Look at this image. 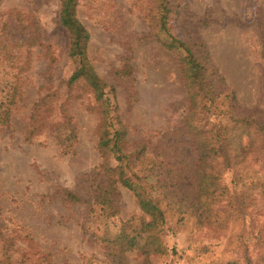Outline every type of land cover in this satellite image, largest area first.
I'll use <instances>...</instances> for the list:
<instances>
[{
  "label": "rangeland",
  "instance_id": "374dc122",
  "mask_svg": "<svg viewBox=\"0 0 264 264\" xmlns=\"http://www.w3.org/2000/svg\"><path fill=\"white\" fill-rule=\"evenodd\" d=\"M167 1L172 34L196 38L234 90L237 104L264 114V0ZM156 14L153 0H77L76 6L90 35L88 59L112 92L127 129L125 147L145 146L148 157L190 170L194 157L181 126L188 104L178 51L155 39L150 18ZM68 44L59 0H0V77L17 75L20 85L10 129L0 130V226L12 235L28 234L37 252L51 254V264H104L102 234L108 230L112 236L127 219L138 224L142 211L121 186L116 215L106 217L91 203L102 161L96 144L99 116L92 93L81 83L67 84L75 67ZM46 94H52L47 124L61 121L64 112L76 126L67 152L47 126L27 133L33 104ZM250 168L249 180L264 183V159L256 158ZM230 179L231 172H225L223 182L231 188ZM61 189L86 202L65 203ZM186 189L195 193L193 186ZM251 192L244 215H221L210 224L197 226L193 217L180 221L167 211L161 233L166 250L150 254L148 261L126 250L121 264H264V204L259 188ZM15 243L13 248L28 249L29 240L18 236ZM24 251L15 250L12 258ZM30 257L18 264H36L35 255Z\"/></svg>",
  "mask_w": 264,
  "mask_h": 264
},
{
  "label": "trees",
  "instance_id": "16d2710c",
  "mask_svg": "<svg viewBox=\"0 0 264 264\" xmlns=\"http://www.w3.org/2000/svg\"><path fill=\"white\" fill-rule=\"evenodd\" d=\"M153 1L157 14L150 18L152 33L162 47L178 51L188 104L181 126L190 136L194 157L190 170L170 164L169 160L163 162L148 157L143 152L145 146L139 151L125 147L127 129L117 114L112 92L88 59L90 35L76 15L77 0H59V20L69 36L68 56L75 64L67 84L81 83L86 87L94 97L99 116L96 144L102 161L93 178L91 203L97 204L106 217L116 215L121 186L134 194L142 211L138 224L127 219L112 236L108 230L102 234L101 241L107 253L104 264H121L122 253L126 250H136L146 261L150 254L163 253L166 249L161 233L167 211L176 213L180 221L193 217L200 226L219 221L221 215L224 218L244 215L252 198L251 191L256 188L264 204V183L256 185L254 178L249 180L251 162L259 157L264 159V114H255L237 104L234 90L208 62L202 44L192 36L182 38L172 34L168 24L171 11L168 1ZM18 81V76L13 74L0 77V130L10 129L11 112L20 95ZM51 96L46 94L33 104L27 133L47 126L67 152L77 137L76 126L64 112H61V121L47 124L45 118L51 111ZM225 172H231V188L223 182ZM187 186L194 187L193 195L187 192ZM60 193L67 204L86 202L71 190L61 189ZM3 229L0 226V264L23 263L31 260V255H35L36 264L52 263L51 254L37 252L28 234L12 235ZM18 236L29 240L27 250L13 248ZM32 249L34 251L30 252ZM15 250L25 251L13 259ZM228 263L236 264L234 261Z\"/></svg>",
  "mask_w": 264,
  "mask_h": 264
}]
</instances>
